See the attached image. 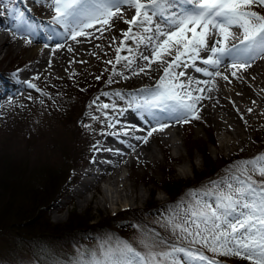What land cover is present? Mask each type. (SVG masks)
Wrapping results in <instances>:
<instances>
[{
  "label": "rangeland",
  "instance_id": "1",
  "mask_svg": "<svg viewBox=\"0 0 264 264\" xmlns=\"http://www.w3.org/2000/svg\"><path fill=\"white\" fill-rule=\"evenodd\" d=\"M20 3L19 11L24 13V19L38 26L31 39L42 37L44 41L39 42L41 50L37 55L27 56L26 52L31 44H25L24 39L14 38L11 31L15 28L13 19L7 14L0 16L3 22L12 21L10 27L0 28V36L3 33L1 31L7 32L4 38L6 41L0 45V162L7 165L6 167L10 165V170L13 172L22 170L26 175L27 170L36 182L52 184L56 175L54 174L53 179L49 178L47 181L49 173L52 175L54 170H57L62 174L58 179L59 184L53 190V192L57 190L56 196L52 202L44 205L42 210L43 220L50 225H62L72 214L77 217H89L90 222L98 224L103 218L126 210L142 212L135 220L131 217L122 220L111 219L109 227L117 229L113 233L105 227L101 230L79 232L82 233L80 234L82 241L71 238L63 241L55 238L44 239L35 244V248L31 251L33 253L31 259L13 233L1 234L0 252L8 255L10 259L27 261L24 264H82L87 261L91 253L98 252L101 245H108L116 240L127 241L139 247L138 242L144 234L151 236L158 234L169 243H177V238L172 235L170 227L166 226V221L175 212L182 213L183 206L192 199V192L185 191L186 194L183 192L178 194L177 190L187 189L186 187L190 185L192 190L202 193L211 188V182L227 180L231 175L229 169H232L236 162L264 153V120H262L264 108L262 111L258 110L259 113L256 114L258 120L250 122V127L246 126L243 134L247 138L245 143L238 141L225 129L218 128L208 118L202 106L207 103L213 104L210 99H204L205 102L197 105L199 120L193 119L188 123L166 120L163 122L168 126L163 131L154 132L148 138V143L137 140L136 136H147V132L156 125L146 123L138 111L128 107L131 98L129 94L154 87L159 76L163 74L162 68L156 64L150 69L146 68L144 73L132 74L133 71L139 72L137 64L140 66L146 64L139 58L141 52L147 54L145 46L139 45L137 51V46L132 43L137 59L136 64L131 68L124 67L123 61L115 65L116 71L123 73V76L128 77L127 79L113 73L115 48L119 40L113 43L112 39L104 47L100 43L96 44L100 47L95 46L91 51L78 57L79 62L65 64L57 69L42 67L33 70L31 69L33 62L43 54V51L51 48L50 45L48 47L45 45L49 41L47 39L49 21L53 13L36 0H20ZM28 10L32 11L33 16ZM128 11L133 14V10ZM52 27L62 31L59 26ZM121 28L122 24L119 25L118 34L123 30ZM116 37H120V34ZM80 39L84 40V38ZM66 42L76 43L71 39ZM121 55L128 53L124 51ZM206 55L207 53H201V56ZM109 60H112L113 64L107 63ZM196 63L197 66H203L199 60ZM180 70L186 71V76L180 78L182 81L187 82L189 77L201 79L192 68L177 71ZM96 77L100 78L96 79ZM109 77H112V83H108ZM29 82L43 90L38 92L35 88L28 87ZM219 82L220 84L215 88L221 93L223 100H233L231 94L236 89L228 87L223 80ZM115 83L117 87L109 89L108 86ZM103 92L110 94L120 92L124 99L115 95H101ZM97 96H99L97 104L109 103L115 104L116 107L101 111L96 110V105L90 108L89 105ZM251 101L254 106L258 104L254 98ZM241 102L243 103L240 101L239 104L242 106ZM227 108L221 106L218 110L225 116L230 111ZM244 110L246 109L240 112L242 117L249 114ZM105 112L113 123L119 121L114 128L108 127V121L104 117ZM139 115L142 122L133 121V118ZM92 116H97L99 119L93 120ZM124 119L129 122H125ZM239 124L235 125L234 122L236 127L241 125ZM252 124L254 125L251 126ZM46 125L51 127L47 132L41 131ZM84 125L91 127L85 128ZM124 131H128L129 134L125 136ZM113 132L118 134L111 135L110 133ZM84 137H88L87 148L82 150L84 148L82 146L78 154H73L72 146H79L78 143L83 142ZM109 141L115 142L111 144L113 147L118 144L116 147L121 150V154H109V148L104 145L109 144ZM138 149H141L140 153ZM78 157L77 162L73 164ZM120 159L127 161L122 165ZM99 160L112 165L118 163L114 170L108 172L115 173L119 181L115 189L121 190L125 185L130 199L126 204L120 198L114 200L116 198L114 197V201L103 198L109 183L108 176L99 178L95 183L94 179L91 181L95 176H87V180L90 181L88 183H94V186L90 185L89 188L87 186L88 189L83 191L84 185L79 184L80 181H84L83 177H80L81 172L93 170ZM69 170H72L71 176H68ZM19 177H22L21 181L24 182L25 178L22 175ZM166 180L173 184L167 186ZM78 189L82 190L81 195L75 192ZM85 195L87 201L82 207L78 206L77 201ZM175 195H177L174 198L176 200H171ZM128 215H131V212H128ZM65 243L69 245H61ZM203 251L210 260L215 261V264H248L237 257L220 256L206 249Z\"/></svg>",
  "mask_w": 264,
  "mask_h": 264
},
{
  "label": "snow or ice",
  "instance_id": "2",
  "mask_svg": "<svg viewBox=\"0 0 264 264\" xmlns=\"http://www.w3.org/2000/svg\"><path fill=\"white\" fill-rule=\"evenodd\" d=\"M36 2L42 3L53 13L47 35V39L56 40L53 53L65 48L66 44L60 41L71 39L80 43V38L101 39L104 32L115 26L116 21H121L127 28L121 30L120 37L111 38L113 43L119 40L115 48V64L112 60L107 61L113 64V73L123 76L115 67L122 61L126 68L136 64L131 43H135L137 51L139 45H144L147 53H140L139 58L146 64H137L139 72L133 71V75L144 73L153 64L162 68L163 74L154 87L129 94L128 107L138 111L146 123L156 125L147 132V136L135 137L144 143H148V138L154 132L163 131L168 126L163 121L188 123L193 119L199 120L197 105L208 97L194 93L211 92L216 87L217 77L231 83L229 76L221 71L222 65L225 71L232 70V77L239 79L237 73L247 72L256 59H264V0ZM9 4H12V0H0V8L4 9L0 16L7 12L15 23V28L11 30L13 37L24 39L25 44H32L31 37L38 26L25 20L24 13L18 11L15 5L8 7ZM129 9L133 10L130 18L126 14ZM53 25L59 26L62 31ZM89 30H95L100 35L95 36ZM215 35L219 39L213 43ZM67 51L73 52V48L68 46ZM124 51L128 55H121ZM201 53L207 55L201 56ZM198 60L203 66H197ZM225 61L228 63L225 64ZM189 68L209 79L189 77L187 82L182 81L180 78L186 76V71L177 70ZM112 82V77H109L108 83ZM199 85L208 87L205 89ZM28 87L40 91L31 82ZM101 95H115L124 99L120 92H103ZM97 101L99 96L89 107L96 105L97 111L116 107L109 103L97 104ZM104 117L109 128L119 123L118 120L113 123L106 112ZM92 119L99 117L92 116ZM84 127L90 128L91 125ZM123 134L127 136L129 133L124 131ZM229 171L231 175L227 180L211 182L208 190L202 193L191 190L192 199L183 206V212L177 211L168 217L166 226L170 227L177 243H169L158 234H144L138 242L139 247L116 240L101 245L100 250L91 253L82 264H215L214 260L204 255L205 249L220 256L237 257L248 264H264V153L236 162Z\"/></svg>",
  "mask_w": 264,
  "mask_h": 264
},
{
  "label": "bare ground",
  "instance_id": "3",
  "mask_svg": "<svg viewBox=\"0 0 264 264\" xmlns=\"http://www.w3.org/2000/svg\"><path fill=\"white\" fill-rule=\"evenodd\" d=\"M20 4H21L20 0H15V1L12 0V4H9L8 7H12L13 5H15V8L19 11ZM2 11H4V9L0 8V12H2ZM4 14H7V12H5ZM126 14H127L128 18L131 17L130 11H128ZM7 16H9V15L7 14ZM9 18H11V17L9 16ZM120 24H122L123 29L127 28V25L123 24L121 21H116L115 26L110 31L104 32L103 37L101 39H94L92 37H89V38H84V40H82L80 43H77V42L76 43H70V42L60 41L62 43H65L66 46H65V48L60 49V50L56 51L55 53L52 52V48L54 47L55 44H53V43H55L56 40H49V41L47 40L48 41L47 45L51 46L50 50L48 49V50L43 51V54L41 56H39L38 59L33 62L31 69H33V70L37 69L38 70V69H41L42 67H52V68L57 69V68L61 67L62 65H65V64L79 62L80 60L78 59V57H80L81 55H83L84 53H86L88 51H91L92 48H94L96 46V44L100 43L104 47L107 44V42L111 40V38L113 36L121 34V32H119V34H118V29H119ZM11 25H12L11 20L6 21V22H3L0 20V28L1 29L6 28V27H10ZM89 31H93L95 36L100 35V33L95 32V30H89ZM234 31H238V30H234ZM1 32H3V33H1L2 35L0 36V45L2 42L4 43V41H6V39H4V38H5V35L7 33L6 30L1 31ZM215 39H219V36L215 35L213 37V39H212L213 43H214ZM32 40H33V43L29 46L28 51L26 52L27 56H31V55L34 56V55L38 54V52L41 50L40 46H39V42L44 41V38L36 37ZM83 41H84V43H83ZM234 42H236V41H234ZM68 46H71L73 48V52L67 51ZM225 64H227V61H225ZM221 71L229 76V80L231 81V83L217 77L216 78V85L220 84V82H219L220 80H223L224 82H226L228 87L231 86L232 89H236V90L232 91V94H231L233 96V100H230V99L223 100V96L221 95V93H219L217 91L216 88H214L211 92H208L207 90H205V92H203V93H194V94L208 97V98H206V100L210 99L212 101L213 104H209V103L204 104V105L202 104L203 105L202 107H203V109L206 110L208 118L214 124H216L218 128L225 129V131L228 134H231L233 137H235L241 143L242 142L245 143L244 141L247 138L243 134L245 132L244 130H246V128H247L246 126L250 127V125H249L250 122L258 120V117H257L258 115H256V114H257L258 110L262 111V109L264 108V59H256L252 63V66L248 69L247 72L241 71V72L237 73V76L240 77L239 79L231 76V71H232L231 69H228L227 71H225L224 65L221 66ZM198 75L201 77L200 80L209 79V77L203 76L202 73H198ZM194 87H195V85H194ZM199 87H203L206 89L208 86L199 85ZM218 89H220V88H218ZM252 98H254L255 100L258 101V104H256L255 106H254V104H252L253 103L251 101ZM203 101H204V99H202L199 103H202ZM240 101H243V103L241 102L242 106L239 104ZM220 103H223V104H220ZM216 104L218 106H216ZM243 105H246V106H243ZM221 106H223L225 108L228 107L229 109L228 108L227 109L230 110V111H228V113L225 116L221 115L220 111L218 110V108H221ZM243 109H246L244 111H246V113H249L245 117L241 116ZM249 109H252V111L249 112L248 111ZM138 119H140V120H138ZM124 120L126 122H129L126 119H124ZM262 120H264L263 117H262ZM133 121H140V123H141L142 122L141 115L137 116L136 118H133ZM243 121H244V123H243ZM234 122H235V125H236V123H240L241 125L239 124L240 126L236 127V126H234ZM223 123H225V124H223ZM253 125L254 124H252L251 126H253ZM241 127H243V128H241ZM0 143H1V141H0ZM122 143H124V142H122ZM110 149L108 151L109 154H113V153H116V154L120 153L121 154V152L118 149H114V147L112 145H110ZM140 152H141V149H138V153H140ZM117 164L118 163H115V165H112L109 162L102 163L99 160L95 163V165L93 167V169H95L96 171L92 172L91 175L95 176L93 178L94 182L99 180V178H101L103 176H108L107 182H109V183H107V187L105 188V191H104L105 194H103L104 195L103 198H105L106 200L107 199L113 200L114 197H116V198H114V200H116L117 198H120L123 201V203L126 204L130 199L128 197V191L125 188V185H124V188L121 190L115 189L114 187H115L116 183L119 181L115 177V173H109L108 172L111 169L114 170L115 167L117 166ZM97 169H100V170H97ZM105 169H107V170H105ZM90 185L94 186V183H92V184L91 183H85L83 190L88 189L90 187ZM120 185H123V184L120 183ZM87 186H88V188H87ZM76 191H77L78 195L82 194V190L78 189V190H75V192ZM117 194H118V196H117ZM86 201H87V197L85 195V196L81 197L80 200L77 201L78 206L82 207Z\"/></svg>",
  "mask_w": 264,
  "mask_h": 264
},
{
  "label": "trees",
  "instance_id": "4",
  "mask_svg": "<svg viewBox=\"0 0 264 264\" xmlns=\"http://www.w3.org/2000/svg\"><path fill=\"white\" fill-rule=\"evenodd\" d=\"M116 86L117 85H114V87ZM50 127L51 126L47 125L43 126L41 131L47 132ZM51 134H53V131ZM78 144L79 146H72L71 151L73 154H78V151H81L82 146H84L82 150L87 148L88 137H84L83 142L80 141ZM48 156L49 155L46 157L48 158ZM79 157L73 162V164L77 162ZM6 166L7 165L0 162V235L13 233L15 235V239L25 246H30L32 244V240L38 238H56L64 240L72 237L73 240L76 239L80 241L82 240L80 239V234L82 233L79 232L90 228L91 230L95 229L94 227H107V229L112 232L111 227L108 225L111 219L122 220L131 217L135 220L142 212L126 210L114 216L103 218L102 222L98 224H92L90 222L91 218L89 217H77L72 214L73 216L71 215V217L64 224L50 225L46 220H43L42 216L44 215H42V210L44 209V205H47L48 202L50 203V201L54 199V196H56L57 190L55 192H53V190H55V187L59 184L58 179L59 177L61 178L62 174L58 173L57 170H54L52 175L49 173L47 181L49 178L53 179L54 174L56 175V178L53 180L52 184H50V182L43 183L34 181L31 173H27V170L25 175L22 170L13 172L10 170V165L9 167ZM70 171L71 170L68 171V176L70 175ZM20 175L25 178L24 182L21 181L22 177L18 178ZM30 181L31 183H29ZM165 183L169 187L173 184L167 180ZM188 186L186 187L187 189H178V194L181 192L185 193V191L191 192V186L190 188ZM58 192H60V190ZM177 195L172 197L173 200H176L174 198H176ZM179 197H181V195ZM128 212H131V215H128ZM114 231H117V229L114 228ZM29 250L31 251L32 247H30ZM0 260L5 261V263L8 264H19L18 259H10L8 255L1 252Z\"/></svg>",
  "mask_w": 264,
  "mask_h": 264
}]
</instances>
